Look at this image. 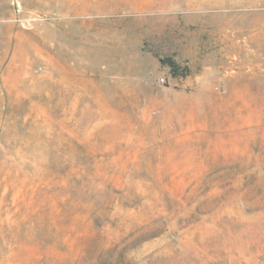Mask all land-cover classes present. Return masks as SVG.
I'll return each instance as SVG.
<instances>
[{
    "label": "rangeland",
    "instance_id": "1",
    "mask_svg": "<svg viewBox=\"0 0 264 264\" xmlns=\"http://www.w3.org/2000/svg\"><path fill=\"white\" fill-rule=\"evenodd\" d=\"M0 264H264V0H0Z\"/></svg>",
    "mask_w": 264,
    "mask_h": 264
}]
</instances>
